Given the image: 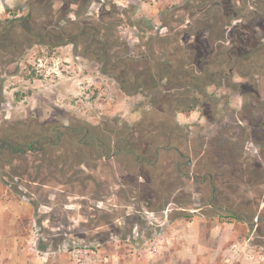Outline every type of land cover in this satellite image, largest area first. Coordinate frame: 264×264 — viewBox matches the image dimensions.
<instances>
[{
    "label": "rangeland",
    "instance_id": "rangeland-1",
    "mask_svg": "<svg viewBox=\"0 0 264 264\" xmlns=\"http://www.w3.org/2000/svg\"><path fill=\"white\" fill-rule=\"evenodd\" d=\"M107 1L0 0V22L10 23L33 12L24 22L25 29L16 25L20 33L8 44L6 59L10 66L7 73L0 74V124L32 117L40 123L98 124L111 118L132 125L160 107L173 114L179 107L194 105L208 119L202 121L195 115L187 121L177 113L181 128L175 127L179 138L175 141L180 148L199 150L211 144V149L226 156L243 154L244 162L250 155L255 159L261 154L258 163L263 174L258 180L264 182V77L213 76L216 85L199 92L184 87L180 73L172 77V82L154 75L147 82L154 89L146 92L150 86L139 91L132 86L124 88L116 78L122 66L112 69L113 61L119 58L127 59L133 69L146 67L150 61L128 56L153 54V58L163 60L173 52L185 59L183 67L200 75L202 63H195L194 56L199 51L207 56L217 49L221 23L198 24L192 13L199 6L195 0L141 2L126 14L104 6ZM116 1L124 6L128 3ZM189 5L192 9L181 7ZM201 12L205 15L210 10ZM162 13L172 20L170 26L161 20ZM128 15L132 20L142 18L138 26L117 22V18L127 19ZM261 20L264 25V17ZM189 22L194 26L187 27ZM87 23L93 24L88 34L96 36L94 40L77 34ZM49 30L52 34H47ZM228 31L226 27L225 34ZM63 33L76 39V43L52 47L46 44L63 39ZM195 36L201 45L196 50L185 49ZM177 37L184 40L174 43L172 39ZM98 40L106 41V45ZM164 66L165 74L168 68ZM241 97L249 111L245 129L235 124ZM161 116L163 121L154 122L168 123L167 113ZM218 127L221 133L226 128L230 137L225 140L211 135V130L217 131ZM181 132L184 136L179 137ZM169 159L175 160L168 155L161 166L166 170L163 181L172 187L168 195L161 193L157 197V192L149 199L142 194L147 185L141 187L135 180L139 170L134 163L126 164L123 155L84 167L95 178L75 188L51 179L50 184L39 189L40 193L48 192L46 203L36 199V205L19 197L7 184L9 177L1 171L0 264H264V237H249L246 223L211 208L205 207L204 212L210 213L207 216L197 214L202 188L193 180L183 179V195H179L174 185L178 174ZM161 188L160 183L155 189ZM239 192L245 198H258V191L247 195L243 188ZM240 194L233 208L240 203ZM178 206L184 209L179 211ZM39 239L47 243V249L39 248Z\"/></svg>",
    "mask_w": 264,
    "mask_h": 264
},
{
    "label": "trees",
    "instance_id": "trees-1",
    "mask_svg": "<svg viewBox=\"0 0 264 264\" xmlns=\"http://www.w3.org/2000/svg\"><path fill=\"white\" fill-rule=\"evenodd\" d=\"M151 1L153 0H128L124 6L116 0H108L103 5L126 14L137 8L141 2ZM195 3L199 5L195 9L190 8V5L181 7L186 10L192 9L198 24L221 23L217 35L221 42L217 41V49L208 52L207 56L200 51L195 54V63L198 60L202 63L200 75L191 72L192 68L183 67L185 59L170 52L169 58H165L168 59L167 62L162 64L158 62L161 68L163 65L168 68V73L164 74L165 70H162L158 77L172 82V77L180 73L184 76V80L180 79L184 87L199 92L210 85H216L213 76L238 74L245 77H264V25L260 22L264 17V0H195ZM202 9L210 10V13L202 15ZM124 19L126 18H117V22L134 23L138 26L142 18L132 20L128 15V18ZM161 20L167 27L171 25L172 20L168 15L162 13ZM190 26H194V23L189 22L187 27ZM226 27L229 29L228 34H225ZM172 40L178 44L184 39L177 37ZM98 41L106 45V41ZM199 45H201L199 37L195 36L184 48L196 50ZM178 47L180 49V46ZM209 53H212V56ZM144 55L146 54L131 58L141 60L146 57ZM119 60L124 62L125 59ZM102 70L105 72L104 68ZM193 110L194 105L187 109L179 107L175 113L170 114L166 108L160 107L155 113L144 114L140 121L132 125L120 124L111 118H106L98 124L40 123L32 117L7 121L0 124V172H4V177H9L7 184L19 197L36 205V199L46 203L48 192L40 193L39 189L50 184L51 179L57 178L63 184L67 183L71 188H75V185L95 178L87 174L84 167H89L102 159L108 160L123 155L127 160L126 164L134 163L135 168L139 170V176L135 180L142 185L141 187L147 185L148 189L142 192L146 196L145 199L153 198L157 192L159 197L165 187L163 179L166 175V170L161 164L165 163L168 155L173 159L178 154L182 156L181 152L177 154L180 146L176 143L179 138L175 127H179L180 130L181 124L177 121L176 115L179 111L190 114ZM164 112L170 117L166 120L168 123L154 122L163 121L161 115H164ZM159 135H163L164 138L158 139ZM181 136H184L182 132ZM230 141L228 140L229 144H234ZM230 158L229 174L232 180L236 177L239 179L241 166L244 164L238 160L240 156L230 155ZM171 163L176 165L177 162L173 160ZM224 170L222 167V173ZM187 174L186 171L183 175ZM160 183L162 188L158 191L155 188L158 189ZM230 217L240 220L235 212H232ZM38 245L40 249H47V243L41 239Z\"/></svg>",
    "mask_w": 264,
    "mask_h": 264
},
{
    "label": "flooded vegetation",
    "instance_id": "flooded-vegetation-1",
    "mask_svg": "<svg viewBox=\"0 0 264 264\" xmlns=\"http://www.w3.org/2000/svg\"><path fill=\"white\" fill-rule=\"evenodd\" d=\"M33 16V12H30L25 17H18L15 18V20L11 21L10 23H4L0 22V74L7 73L8 67L10 66V60L6 59V55L8 53V44L10 45L11 42H13V38L16 36V33L19 35V31L15 30L17 27L16 25H19L21 29H25L26 26L24 22L26 20H29ZM40 23H45L43 19H39ZM16 22V23H15ZM15 23V24H14ZM21 25V26H20ZM93 30V24L87 23L83 25L82 32H78V35H84L85 39H87V36L89 35L91 38H93V34H88ZM33 31H30V36H33ZM52 31L49 30L47 34H50ZM55 33V32H54ZM52 34V33H51ZM39 38L42 36V34H38ZM56 35L59 37L60 32L56 33ZM94 40V39H92ZM76 39L72 40V38L68 37L67 34L63 33V39H59V41L54 43H46L49 47H52L54 45H64L69 43H76ZM101 44V43H100ZM27 49H30V47H27ZM176 50H179V47L176 48ZM170 54V52H169ZM143 56V55H142ZM146 57L142 58L141 60L137 61H143L147 60L150 61V64L145 66H138L137 68H129V63H127V59L124 60V62H121V60L117 59L114 60V65L112 69H116L117 66H122L118 69V75H116V78L121 81V84L124 88H127L128 86L134 87L136 90H143L144 88L150 86V77H153L154 75L158 76L159 74H162L163 68L160 67L159 63L162 64L163 62H167L168 59L160 60L159 58H153V54H146L144 55ZM100 58V55L98 56ZM128 59H132L131 57H128ZM159 62V63H158ZM125 65V66H123ZM158 79H161V77ZM154 86H151L149 91L151 92L154 88ZM168 91V89H167ZM246 104L243 101L242 106L237 110L236 118L238 119L235 124L238 125V127H241L243 129L246 128L245 125H248L247 118H249V111L245 107ZM193 111H199L200 117L203 121V119H206V114L201 112V110L197 107H194ZM192 112V111H191ZM183 113V112H178ZM177 119V116H176ZM208 119V118H207ZM178 121V119H177ZM250 122V120H249ZM181 124V123H180ZM250 124V123H249ZM220 128L222 126H219ZM218 127L217 131L211 130V135H215L217 138L221 139H228L230 137L229 132L226 130V128H223V134L219 131L220 128ZM210 132V131H209ZM182 137V136H181ZM202 138H205L202 137ZM213 139H216L213 137ZM190 140V139H189ZM212 140V139H211ZM192 142V139L189 141V147L190 143ZM203 149L193 148L191 149H185L184 147L180 148L177 151V154L179 152L182 153V156L180 154L175 156L176 165H175V174L177 176V182L174 184L178 186L177 191H180L179 195H183V185L182 181L184 180H193L198 183V187L200 186L202 188L200 194V200L199 202L200 206L197 207L195 210L197 214H201L203 216H207L210 213L204 212L205 207L211 208L214 211H219L221 214H224L225 216H230L232 212H235L240 220L244 223H246L249 227V237H257L258 239L264 237V182H261L258 180V178L261 177L263 174L261 171L263 170L260 164L258 163V160L262 159V155H260L253 159V155L246 153V155H250L249 159H247V162H244L242 159V156L240 155V162H242L244 165L241 166L240 170V177L239 179L236 177L234 180H232L231 175L229 174L231 166V158L230 156H226L225 153H220V150L211 149V144L203 145ZM191 148V147H190ZM248 148H246L247 151ZM249 150V149H248ZM244 158V157H243ZM174 160V161H175ZM170 166H167L169 168ZM222 167L224 172L222 173ZM261 170V171H260ZM187 172H189L187 175H183ZM264 180V179H262ZM168 183H165V187L162 189L163 193L168 195L167 190H169L172 187V184L167 186ZM180 185V186H179ZM175 188V186H174ZM245 190L246 194L249 195V193L253 191H258V198L254 199L255 197H248L245 198L242 193L240 194L239 190L243 189ZM207 192L209 196H206L204 193ZM204 194V195H203ZM240 194V203H237V208H233L231 205L235 202V198L237 195ZM205 197V198H204ZM245 198V199H244ZM244 199V200H243ZM254 200V202H253ZM171 203V202H169ZM168 203V204H169ZM254 203V204H253ZM253 205H256L254 207ZM167 206V205H166ZM182 206H178L179 211H181ZM240 209V210H238ZM167 212L170 211V209L167 207ZM170 216V214H167ZM183 216V215H182ZM178 218V217H176Z\"/></svg>",
    "mask_w": 264,
    "mask_h": 264
},
{
    "label": "crops",
    "instance_id": "crops-1",
    "mask_svg": "<svg viewBox=\"0 0 264 264\" xmlns=\"http://www.w3.org/2000/svg\"><path fill=\"white\" fill-rule=\"evenodd\" d=\"M243 104V98L241 97V101H240V105L238 106L239 108L242 106ZM180 117H185V119L187 121H190L194 118L195 115H199L198 117H200V112L199 111H192L190 112V114H185V113H179Z\"/></svg>",
    "mask_w": 264,
    "mask_h": 264
}]
</instances>
